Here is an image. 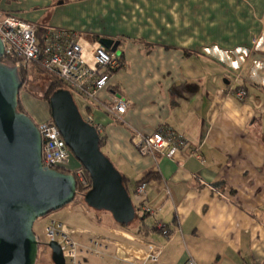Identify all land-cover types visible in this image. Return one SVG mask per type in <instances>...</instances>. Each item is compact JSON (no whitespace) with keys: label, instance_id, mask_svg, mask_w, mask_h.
Returning a JSON list of instances; mask_svg holds the SVG:
<instances>
[{"label":"crops","instance_id":"crops-1","mask_svg":"<svg viewBox=\"0 0 264 264\" xmlns=\"http://www.w3.org/2000/svg\"><path fill=\"white\" fill-rule=\"evenodd\" d=\"M0 11L44 34L76 33L90 67L101 38L120 41L124 67L96 101L79 98L83 117L103 128L102 152L127 180L138 222L122 227L77 201L52 213L76 231L81 264H264V0H0ZM119 96L130 105L121 121L102 108ZM29 116L47 122L50 108ZM162 125L203 159L141 156L134 134Z\"/></svg>","mask_w":264,"mask_h":264},{"label":"water","instance_id":"water-1","mask_svg":"<svg viewBox=\"0 0 264 264\" xmlns=\"http://www.w3.org/2000/svg\"><path fill=\"white\" fill-rule=\"evenodd\" d=\"M100 44L121 56L120 41L101 38ZM3 54L0 40V59ZM23 87L19 71L0 63V264H36L40 247L36 222L74 203L78 194L73 175L43 168L37 124L17 109ZM49 108L67 147L89 175L91 189L84 203L110 213L118 225L132 224L138 212L123 176L101 151L100 134L85 121L72 93L55 92ZM48 249L54 264H67L59 243H49Z\"/></svg>","mask_w":264,"mask_h":264},{"label":"built area","instance_id":"built-area-1","mask_svg":"<svg viewBox=\"0 0 264 264\" xmlns=\"http://www.w3.org/2000/svg\"><path fill=\"white\" fill-rule=\"evenodd\" d=\"M39 30L36 24L0 11V40L4 45V54L0 61L18 71L37 65L47 74L58 79L72 95L74 93L88 102L96 101L97 93L107 86L110 77L124 67L119 56L101 45L94 51L95 66L90 67L83 59V49L76 33L55 30L47 32L40 40ZM235 95L243 101L247 93L245 89H238ZM129 106V102L121 96L109 103H102V108L117 121L122 120ZM85 121L92 125L90 117ZM94 127L99 134L102 133V127ZM37 128L43 144V168L61 173L71 172L81 185L86 186L89 179L85 169L81 165L76 170L69 168L72 153L55 123L49 120L38 124ZM132 143L139 154L145 157L156 159L157 156H161L172 159L178 153L185 151L189 158L200 161L203 159L200 147L193 148L184 135L166 125L159 126L149 135L135 133ZM145 187L146 185L138 187L136 194L146 193ZM83 200L84 195L78 192L74 202ZM146 214L154 216L156 211L146 209ZM160 230L165 237H170L165 226L161 225ZM75 232L52 215L45 227L46 247L48 248L51 242L59 243L67 264H81L78 258L82 249L73 237ZM93 245L105 248L103 243H93ZM151 258L154 262L157 261L156 257ZM189 264L195 263L191 261Z\"/></svg>","mask_w":264,"mask_h":264},{"label":"rangeland","instance_id":"rangeland-1","mask_svg":"<svg viewBox=\"0 0 264 264\" xmlns=\"http://www.w3.org/2000/svg\"><path fill=\"white\" fill-rule=\"evenodd\" d=\"M24 78H25L24 79V87L22 88V91H21V100H22L23 106L27 110V112L28 113L29 112L36 113V112L41 111L42 108H44V107L48 106V108H49V104L47 101H44L43 99H37L35 97H39V98L44 97L47 94V92L49 91V88H50L52 82H54V80L51 79L50 77L42 74V72L37 68L32 69L31 75L25 76ZM73 95H74V100H75L82 116H85L84 108H83V105L81 103L80 98L74 93H73ZM33 97L35 100H32ZM35 121H36V124L38 125L39 121L38 120H35ZM102 151H103V148H102ZM72 158H73V160H75L78 163V161L75 159V157L73 155H72ZM129 194L131 197H133V192L131 190L129 191ZM82 202H83V207L87 208V210H89L94 215H96V214L101 215V214L105 213V211L92 210L84 204V200ZM77 203H78V205H80V201H77ZM72 204H74V203H72ZM72 204H70V205H72ZM53 217L55 219H57L55 216H53ZM60 217L64 221H69V222L74 221L73 220L74 218H70L69 216H66L64 212L60 213ZM74 217H78L77 214L74 215ZM45 219H46V217L38 220L36 223V226L34 228L35 234L37 235V238L39 239L38 241L40 243L39 254H38V264H54L52 262V252L45 245L46 244V236L44 233L45 230L42 233L41 230H39V228H38L39 223H41V224L46 223ZM137 222H138V220H135L132 224L129 225V227L135 226V224ZM78 260H79V258H78Z\"/></svg>","mask_w":264,"mask_h":264},{"label":"trees","instance_id":"trees-1","mask_svg":"<svg viewBox=\"0 0 264 264\" xmlns=\"http://www.w3.org/2000/svg\"><path fill=\"white\" fill-rule=\"evenodd\" d=\"M44 35V32L43 31H41V30H39V32H38V39H40L41 40V37ZM120 59H121V56H120ZM0 63L1 64H3L1 61H0ZM39 69L41 72H42V74H44V75H46V76H48V77H50L51 79H53L54 80V82H52V84H51V86H50V88H49V91L47 92V94L44 96V97H42L41 99H43L44 101H47L48 102V104H49V100H50V98H51V96L55 93V92H57V91H60V90H68L58 79H56L55 77H53V76H50L49 74H47L44 70H42L39 66H37V65H33V66H31L30 68H28L27 70H21V71H19V75H20V77H21V79H22V81L24 82V77L25 76H30L31 75V72H32V69ZM22 91V90H21ZM21 91H20V93L18 94V107H17V109H18V112L20 113V114H23V115H26V116H29V113L27 112V110L24 108V106H23V103H22V100H21ZM30 117V116H29ZM31 118V117H30ZM84 118V117H83ZM85 119V118H84ZM100 138H101V136H100ZM100 149H101V151H102V138L100 139ZM71 159H73L72 157H71ZM71 161V160H70ZM78 164L79 165H81L79 162H78ZM62 173H65V174H71V175H73L74 177H75V175L73 174V173H71V172H66V171H62ZM85 174H86V176L88 177V179H89V175H88V173L85 171ZM151 178V176H148L147 178H145V179H143L142 181H140L138 184H137V187H140V186H143V185H146L147 183H148V180ZM75 179H76V182H77V190H78V192L79 193H81V194H83L84 196L87 194V192L91 189V181H90V179H89V182H88V184L86 185V186H83V185H81L79 182H78V180H77V178L75 177ZM123 179H124V186L128 189V187H127V180L123 177ZM129 191V190H128ZM85 204V203H84ZM86 205V204H85ZM87 206V205H86ZM136 210H137V212H138V209L136 208ZM121 226V225H120ZM122 227H127V226H122Z\"/></svg>","mask_w":264,"mask_h":264}]
</instances>
